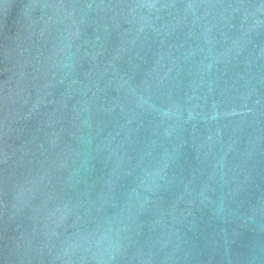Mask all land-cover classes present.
<instances>
[{"label": "water", "instance_id": "1", "mask_svg": "<svg viewBox=\"0 0 264 264\" xmlns=\"http://www.w3.org/2000/svg\"><path fill=\"white\" fill-rule=\"evenodd\" d=\"M0 264H264V0H0Z\"/></svg>", "mask_w": 264, "mask_h": 264}]
</instances>
